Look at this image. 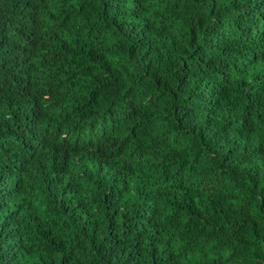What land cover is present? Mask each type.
Listing matches in <instances>:
<instances>
[{"label":"trees","instance_id":"obj_1","mask_svg":"<svg viewBox=\"0 0 264 264\" xmlns=\"http://www.w3.org/2000/svg\"><path fill=\"white\" fill-rule=\"evenodd\" d=\"M0 264H264V0H0Z\"/></svg>","mask_w":264,"mask_h":264}]
</instances>
